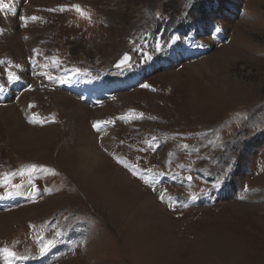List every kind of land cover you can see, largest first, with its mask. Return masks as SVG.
<instances>
[{
	"label": "rangeland",
	"instance_id": "obj_1",
	"mask_svg": "<svg viewBox=\"0 0 264 264\" xmlns=\"http://www.w3.org/2000/svg\"><path fill=\"white\" fill-rule=\"evenodd\" d=\"M191 1L5 0L0 249L24 259L0 251V264H264V0H223L221 14L205 0L199 16ZM125 52L132 66L113 67ZM154 57L162 70L134 63ZM80 139L159 214L135 222L101 199L72 161Z\"/></svg>",
	"mask_w": 264,
	"mask_h": 264
},
{
	"label": "bare ground",
	"instance_id": "obj_2",
	"mask_svg": "<svg viewBox=\"0 0 264 264\" xmlns=\"http://www.w3.org/2000/svg\"><path fill=\"white\" fill-rule=\"evenodd\" d=\"M54 97L55 99L66 100V102L69 100L65 94L55 95ZM22 100H24L23 95ZM14 107L15 105L12 103H8L5 106L6 109L11 110H13ZM2 108L4 107L0 106V109ZM73 110L78 111L82 116L87 114V110L82 104H76L73 107ZM49 129L51 128H48L47 130ZM33 131L25 132L26 134L24 133L23 135V141L25 140L26 145L30 144V147L31 145H34L38 150H41V146L45 144L44 134L40 135ZM77 145L80 147L76 150V157H73L72 161H74L76 166L84 171L86 175H91L86 177L92 178L89 183L97 188L100 192L101 199L105 200L115 210L123 214L132 215L135 222L140 219L150 220L151 216L156 217V215L159 214L161 210L150 196L144 193L138 185L127 178L116 166H112L111 163L108 162V158H106L101 152L93 149L90 144L87 145L83 139H80V141L77 142ZM100 165L101 168L104 167L106 170H109V172L105 173L103 170L99 171ZM127 185H129L130 188ZM127 187L129 190H126ZM148 215H150V217Z\"/></svg>",
	"mask_w": 264,
	"mask_h": 264
},
{
	"label": "snow or ice",
	"instance_id": "obj_3",
	"mask_svg": "<svg viewBox=\"0 0 264 264\" xmlns=\"http://www.w3.org/2000/svg\"><path fill=\"white\" fill-rule=\"evenodd\" d=\"M71 9H74L82 18L88 19L89 21H91V15L89 13H87L84 9H82L79 5H72L70 6ZM5 9L7 10H11V5L10 3H6L5 0H0V12H3ZM61 11L65 10L64 8L60 9ZM33 20L36 19V17H32ZM217 31H219V29H217ZM179 39V37H174L172 38L173 42H175V40ZM157 49L159 50V45H157ZM149 59L151 57H148ZM131 60V57L128 54H125L123 56V58L120 60V63L117 64V67H122V66H126L129 64ZM0 63H3V61H0ZM15 67L19 68V65H15ZM77 72L79 71L78 69L76 70ZM51 79V77H49ZM8 80L9 82L15 81V80H19V77L16 76L14 73H12L11 71L8 72ZM144 87H148V85H144ZM0 91H3V86H0ZM30 122H36L34 119L30 120ZM94 128H99L98 124H94L93 125ZM31 170H35V165L32 166ZM13 188H19L21 187V185H13ZM14 194H18V193H14V192H8L7 195L11 196ZM161 199H163V196H161ZM55 242L54 241H48L46 245L42 246L40 249V253L41 255H43L50 246H52ZM0 251H2L8 258H15V259H24V257H17L16 253L14 251L9 250L8 248H3L0 249Z\"/></svg>",
	"mask_w": 264,
	"mask_h": 264
},
{
	"label": "trees",
	"instance_id": "obj_4",
	"mask_svg": "<svg viewBox=\"0 0 264 264\" xmlns=\"http://www.w3.org/2000/svg\"><path fill=\"white\" fill-rule=\"evenodd\" d=\"M195 5L190 6V11L193 10L196 14L199 13L200 6L203 4L202 2L196 1L194 2Z\"/></svg>",
	"mask_w": 264,
	"mask_h": 264
},
{
	"label": "water",
	"instance_id": "obj_5",
	"mask_svg": "<svg viewBox=\"0 0 264 264\" xmlns=\"http://www.w3.org/2000/svg\"><path fill=\"white\" fill-rule=\"evenodd\" d=\"M120 63V60L118 61V63L117 64H119Z\"/></svg>",
	"mask_w": 264,
	"mask_h": 264
}]
</instances>
